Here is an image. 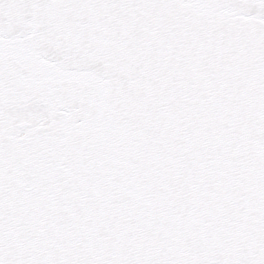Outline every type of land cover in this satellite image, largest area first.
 I'll list each match as a JSON object with an SVG mask.
<instances>
[{
  "label": "snow or ice",
  "instance_id": "snow-or-ice-1",
  "mask_svg": "<svg viewBox=\"0 0 264 264\" xmlns=\"http://www.w3.org/2000/svg\"><path fill=\"white\" fill-rule=\"evenodd\" d=\"M0 264H264V0H0Z\"/></svg>",
  "mask_w": 264,
  "mask_h": 264
}]
</instances>
